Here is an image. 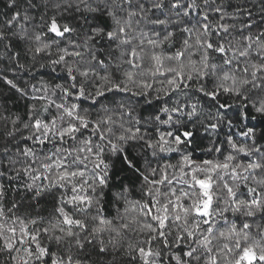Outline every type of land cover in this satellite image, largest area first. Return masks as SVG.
<instances>
[{"label": "snow or ice", "instance_id": "obj_1", "mask_svg": "<svg viewBox=\"0 0 264 264\" xmlns=\"http://www.w3.org/2000/svg\"><path fill=\"white\" fill-rule=\"evenodd\" d=\"M0 264H264V0H0Z\"/></svg>", "mask_w": 264, "mask_h": 264}]
</instances>
